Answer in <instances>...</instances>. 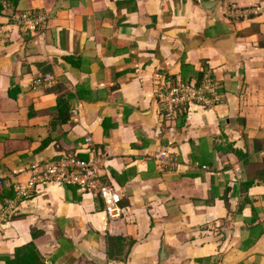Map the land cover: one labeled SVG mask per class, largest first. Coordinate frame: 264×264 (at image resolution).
Instances as JSON below:
<instances>
[{
	"label": "crops",
	"instance_id": "obj_1",
	"mask_svg": "<svg viewBox=\"0 0 264 264\" xmlns=\"http://www.w3.org/2000/svg\"><path fill=\"white\" fill-rule=\"evenodd\" d=\"M0 1V264L29 241L48 264H264V0ZM202 68L218 101L162 114L160 88ZM92 152L114 217L72 185L15 196L31 163Z\"/></svg>",
	"mask_w": 264,
	"mask_h": 264
},
{
	"label": "built area",
	"instance_id": "obj_2",
	"mask_svg": "<svg viewBox=\"0 0 264 264\" xmlns=\"http://www.w3.org/2000/svg\"><path fill=\"white\" fill-rule=\"evenodd\" d=\"M255 7H238L229 5L225 9L228 17L243 18L254 13ZM24 18L26 16H23ZM29 28L45 22L46 17L41 13L29 15ZM219 81L209 68H202L200 78L194 81L168 82L158 92L159 111L166 116H172L178 108L186 110L189 105H198L203 108L215 104L220 94ZM90 137L85 136V142ZM160 167L174 163L173 156L166 150H159L151 156ZM103 162L100 155L92 152L88 159L83 160L74 154L61 156L57 159L34 162L25 168L27 179L24 186L19 183L12 185L15 196L28 197L38 186L48 183L72 185L80 192H86L98 198L103 203L102 212L105 218L114 217L119 211V193L103 180ZM0 220H3V208L0 210Z\"/></svg>",
	"mask_w": 264,
	"mask_h": 264
},
{
	"label": "trees",
	"instance_id": "obj_3",
	"mask_svg": "<svg viewBox=\"0 0 264 264\" xmlns=\"http://www.w3.org/2000/svg\"><path fill=\"white\" fill-rule=\"evenodd\" d=\"M1 9L2 5L0 1V11ZM200 75L201 72L197 73L196 80L200 78ZM185 112L186 110H183L182 108L177 109L180 119L185 117ZM106 244L107 256L109 258L119 259L122 254V245L124 244V239L119 236L107 235ZM4 261V264H47L31 241L15 247L12 255L7 257Z\"/></svg>",
	"mask_w": 264,
	"mask_h": 264
},
{
	"label": "water",
	"instance_id": "obj_4",
	"mask_svg": "<svg viewBox=\"0 0 264 264\" xmlns=\"http://www.w3.org/2000/svg\"><path fill=\"white\" fill-rule=\"evenodd\" d=\"M219 2L217 1H212V2H207L202 4L200 7L204 10L207 11L208 13L213 14L214 13V9L215 7L218 5ZM229 36L225 35V36H221L218 39L210 42L209 44L215 47L219 46V42L223 41V40H227ZM47 264L49 263V261H45Z\"/></svg>",
	"mask_w": 264,
	"mask_h": 264
}]
</instances>
